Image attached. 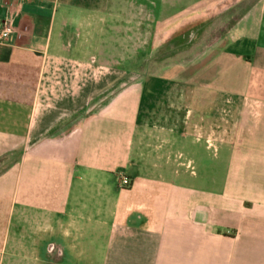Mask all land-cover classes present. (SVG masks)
<instances>
[{"label":"crops","instance_id":"0c3cea01","mask_svg":"<svg viewBox=\"0 0 264 264\" xmlns=\"http://www.w3.org/2000/svg\"><path fill=\"white\" fill-rule=\"evenodd\" d=\"M229 1L0 0V264H264V0L129 77L149 21L174 35Z\"/></svg>","mask_w":264,"mask_h":264},{"label":"rangeland","instance_id":"374dc122","mask_svg":"<svg viewBox=\"0 0 264 264\" xmlns=\"http://www.w3.org/2000/svg\"><path fill=\"white\" fill-rule=\"evenodd\" d=\"M231 0L228 5L213 13L204 15L194 22L182 21L179 30L168 35L169 29L164 30L163 37L156 35L153 23L149 21V51L148 64L141 71L138 68H131L130 78L134 79L140 72L143 75H163L170 74L173 65H187L189 60L202 54L205 48L223 35L232 22L250 6L251 0ZM168 33V34H167ZM163 41V42H162ZM122 87L116 85L118 92ZM182 97L186 98V89H181ZM171 91V90H170ZM112 92L105 95V99L100 100L99 108L111 98ZM232 105L235 101H231ZM96 104V103H95ZM171 105V103H170ZM97 107V106H96Z\"/></svg>","mask_w":264,"mask_h":264},{"label":"built area","instance_id":"2783aa9c","mask_svg":"<svg viewBox=\"0 0 264 264\" xmlns=\"http://www.w3.org/2000/svg\"><path fill=\"white\" fill-rule=\"evenodd\" d=\"M13 34H14V26H13L12 22L6 21V22H3L0 24V44H4V43L8 42L11 39ZM231 108H232V102L227 101L225 103L224 107L220 111L223 126H226V124L231 125V123H232V121H231V117H232ZM234 125H235V123H233V126ZM198 127L199 126H197V128H196L195 138L200 140V141H204L210 148L216 149L218 143L220 142L219 134H217V132L213 131L212 133H209L206 135L205 132L202 130V128H198ZM120 183H121L120 184L121 188H124V189L129 188L131 186L130 180L126 177H122L120 180Z\"/></svg>","mask_w":264,"mask_h":264},{"label":"trees","instance_id":"16d2710c","mask_svg":"<svg viewBox=\"0 0 264 264\" xmlns=\"http://www.w3.org/2000/svg\"><path fill=\"white\" fill-rule=\"evenodd\" d=\"M228 5V3L227 4H225V6H227ZM234 22H235V20H234ZM234 22H232V24H231V26L234 24ZM119 91V90H118ZM117 92V91H116Z\"/></svg>","mask_w":264,"mask_h":264}]
</instances>
